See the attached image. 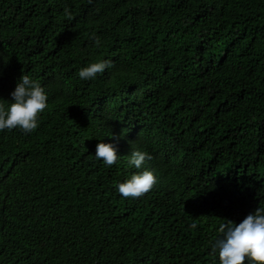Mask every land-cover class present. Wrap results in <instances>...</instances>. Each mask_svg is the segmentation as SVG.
<instances>
[{
	"label": "trees",
	"instance_id": "1",
	"mask_svg": "<svg viewBox=\"0 0 264 264\" xmlns=\"http://www.w3.org/2000/svg\"><path fill=\"white\" fill-rule=\"evenodd\" d=\"M22 74L48 106L0 131V264H219L220 225L264 207V0H0L5 107ZM144 169L155 187L122 197Z\"/></svg>",
	"mask_w": 264,
	"mask_h": 264
},
{
	"label": "clouds",
	"instance_id": "2",
	"mask_svg": "<svg viewBox=\"0 0 264 264\" xmlns=\"http://www.w3.org/2000/svg\"><path fill=\"white\" fill-rule=\"evenodd\" d=\"M64 16L69 21L74 19L67 7L64 9ZM90 39L94 47L101 46L98 36L93 35ZM111 67L110 60H103L82 67L78 75L81 80H92L97 74H102ZM10 95L12 101L7 107L0 103V131L17 128L25 134L35 131L40 115L48 106V96L44 88L29 75L22 74ZM94 155L107 167L113 166L119 159L116 147L112 143H98ZM152 159L153 156L148 152L133 149L128 163L136 169H141ZM157 182V176L151 170L144 169L117 184L116 188L122 197L138 199L150 192ZM190 227L195 229L197 225L193 223ZM219 231L222 238L212 245L210 253L215 256L218 252L219 264H245L246 260L251 264H264V207L256 208L239 224L232 221L221 224Z\"/></svg>",
	"mask_w": 264,
	"mask_h": 264
}]
</instances>
